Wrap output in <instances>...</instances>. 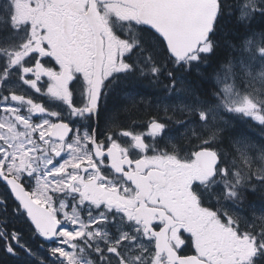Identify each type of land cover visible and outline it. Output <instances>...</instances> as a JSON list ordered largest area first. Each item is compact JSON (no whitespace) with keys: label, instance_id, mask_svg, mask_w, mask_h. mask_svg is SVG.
Here are the masks:
<instances>
[{"label":"snow or ice","instance_id":"6c2138e0","mask_svg":"<svg viewBox=\"0 0 264 264\" xmlns=\"http://www.w3.org/2000/svg\"><path fill=\"white\" fill-rule=\"evenodd\" d=\"M225 16L244 31L202 96L181 73L215 54ZM257 17L264 0H0V248L19 264H264V206L245 211L264 199V143L229 131L264 129ZM143 81L164 93L146 120Z\"/></svg>","mask_w":264,"mask_h":264},{"label":"trees","instance_id":"16d2710c","mask_svg":"<svg viewBox=\"0 0 264 264\" xmlns=\"http://www.w3.org/2000/svg\"><path fill=\"white\" fill-rule=\"evenodd\" d=\"M229 2H231V0H229ZM252 27L253 30L260 31L261 29H264V21L257 17V19L253 22ZM243 31L244 29L238 28L237 22L233 17L225 16V18L220 22V29L216 37L220 46L217 48L215 54L209 57V60L206 64H202L198 69L193 68L190 72L181 73L184 76L185 84L196 88L202 96L204 93L210 91L212 88L211 77L215 74L218 66L224 62L226 57L230 55V49L226 45L229 42L235 43L236 38L239 37ZM165 83H167V81H165ZM141 88L152 89L157 94L155 97L150 94V91H148V95L141 96L144 101L150 102V100H153L157 105L163 100V97L161 96L163 94H161L162 90H160V88L150 86L147 81L133 84V89L135 92L142 90ZM110 101L111 103L109 107H112L114 104L122 105L125 103L124 99L115 96ZM147 111L148 109L143 104L140 108V116H144ZM160 114L163 115V112ZM225 118L229 119L227 116ZM230 121V123L235 124L237 127L236 130L238 132H235L236 134L252 138L256 143L261 142L262 137L264 138V129H261L257 123L251 121L249 122V126H242L238 121ZM0 191L2 190L0 189ZM246 202H251L253 205H256L259 208L264 206V199H261V194L259 192L249 193ZM12 223L16 227H23L27 232V228L22 221L13 220ZM37 243V241H33L34 246ZM0 264H19V261L18 258L6 254L4 250L0 248Z\"/></svg>","mask_w":264,"mask_h":264},{"label":"flooded vegetation","instance_id":"af4514ba","mask_svg":"<svg viewBox=\"0 0 264 264\" xmlns=\"http://www.w3.org/2000/svg\"><path fill=\"white\" fill-rule=\"evenodd\" d=\"M141 89L142 90H138V92H137L140 95L139 97L144 96V95H148V91H150V94L153 96L157 95L155 93V91H153L152 89H143V88H141ZM29 94L30 95L33 94V90H29ZM35 98H36V101L39 103H45L46 102L45 98L40 97L39 94H35ZM119 98L123 99L122 97H119ZM110 103H111V101L109 100L108 107L110 106ZM144 105L146 106L148 111L145 113L144 116H141L143 119H145V118L147 119L149 114H155L156 113V102L155 101H153V100H150V102L145 101ZM148 106H150V107H148ZM160 115H162V114H160ZM101 127H103V123H101ZM236 129H237V127L235 126V124L230 123L229 131L230 132H233V131L238 132ZM0 189L2 190V191H0V193H4L5 189H4V186L2 183H0ZM251 208H257L258 209L259 207H257L256 205H253L251 202H246L245 211H250Z\"/></svg>","mask_w":264,"mask_h":264},{"label":"bare ground","instance_id":"6f19581e","mask_svg":"<svg viewBox=\"0 0 264 264\" xmlns=\"http://www.w3.org/2000/svg\"><path fill=\"white\" fill-rule=\"evenodd\" d=\"M161 90V89H160ZM156 97V96H155ZM162 113V112H161ZM146 119V118H145ZM235 121H238L241 125L243 126H249V122L251 121H248V122H245V121H241V120H235Z\"/></svg>","mask_w":264,"mask_h":264},{"label":"rangeland","instance_id":"374dc122","mask_svg":"<svg viewBox=\"0 0 264 264\" xmlns=\"http://www.w3.org/2000/svg\"><path fill=\"white\" fill-rule=\"evenodd\" d=\"M161 94H163V95H161L163 98H164V93L161 91ZM256 123V122H255ZM243 126V125H242ZM252 139V138H251ZM253 140V139H252ZM259 143H264V138L262 137V139H261V142H259Z\"/></svg>","mask_w":264,"mask_h":264}]
</instances>
